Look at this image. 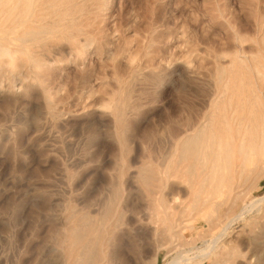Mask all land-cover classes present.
Returning <instances> with one entry per match:
<instances>
[{
	"label": "rangeland",
	"instance_id": "1",
	"mask_svg": "<svg viewBox=\"0 0 264 264\" xmlns=\"http://www.w3.org/2000/svg\"><path fill=\"white\" fill-rule=\"evenodd\" d=\"M262 50L264 0H0V264H264V175L221 220L147 197Z\"/></svg>",
	"mask_w": 264,
	"mask_h": 264
},
{
	"label": "bare ground",
	"instance_id": "2",
	"mask_svg": "<svg viewBox=\"0 0 264 264\" xmlns=\"http://www.w3.org/2000/svg\"><path fill=\"white\" fill-rule=\"evenodd\" d=\"M260 66L261 64H258L255 67L249 68V70H254V73H256L255 69H257L256 78L253 75L247 76L244 72L240 76V70L237 74L236 89L233 93L232 102L223 104L220 107L218 106L219 108L215 111L216 113H212L211 115L207 114V107L203 106L200 110L201 114H199V111V115L195 119H192L191 126L188 128L184 126V128L186 127L184 130L186 135L181 138L179 137L180 134H176L179 140L175 143L174 154L178 158L174 162H171L172 165L169 170L167 168L166 172L160 171L161 175L156 178V182L153 183V186L147 193V197L162 203L164 200H173L170 201L169 205H162V211L166 217H170L168 216L169 209H179V205L177 204L180 202L178 194L186 192L197 198L195 210L198 215L212 211L211 214L216 213L215 218L221 220L220 218L226 214L225 212L228 213L233 209L236 210L239 204L238 200L243 195L242 191L245 189L251 176L255 175L256 179L258 177L260 179V176L264 175V72L259 69ZM249 70L248 73L251 74ZM214 120H218L222 124L214 127L212 126V121L214 122ZM170 169H172V172ZM179 178H184L185 181ZM220 189L225 194L224 199H218V196H216ZM172 194L173 197L167 199L166 196ZM130 202L131 199L127 196L125 203L128 205ZM255 203L250 202L246 206H240L238 211L233 215V220H243L248 213L261 206V204ZM223 206L227 207V209L224 210ZM260 213L263 214L262 212ZM159 218L161 221V214ZM152 219L150 220L151 222ZM150 224L147 222V224L141 225L139 230L145 235H152L153 231ZM227 228L225 226L222 231L220 230L221 233L226 232ZM167 233L169 232L167 231ZM218 236L215 235L213 237L215 241L212 242L210 247H215ZM255 240L256 236L249 233L244 244L251 248ZM254 255L255 253L248 251L246 254L240 253L235 255L232 259L226 260L224 257L222 260H225L223 264H251Z\"/></svg>",
	"mask_w": 264,
	"mask_h": 264
}]
</instances>
